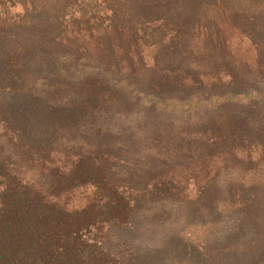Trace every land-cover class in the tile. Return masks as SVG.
Segmentation results:
<instances>
[{
	"label": "trees",
	"instance_id": "trees-1",
	"mask_svg": "<svg viewBox=\"0 0 264 264\" xmlns=\"http://www.w3.org/2000/svg\"><path fill=\"white\" fill-rule=\"evenodd\" d=\"M134 6L144 24L129 34L150 46L169 12ZM118 8L114 0H0V264H264V183L236 186L219 175L189 203L171 174L182 159H206L207 169L222 162L221 170L229 159L244 169L264 161V115L249 116L259 103L246 111L238 102L218 105L166 135L167 118L143 127L151 114L136 88L129 95L98 73L63 77L67 66L113 73L130 55L115 57L102 45L96 56L85 47V35H95L103 21L111 25ZM234 27L252 43L247 28ZM258 35L263 50H254L253 71V64L224 57L190 67L200 72L185 74L179 85L186 68H175L174 60L160 64L155 55L151 66L142 65L144 78L154 79L148 95L165 100L180 86L190 94L240 97L250 87L240 76H264V30ZM119 127L133 133L115 136ZM220 205L228 207L225 215ZM187 207L196 211L189 219H215L199 245L183 237L191 225L177 230L173 222L175 208L187 219Z\"/></svg>",
	"mask_w": 264,
	"mask_h": 264
},
{
	"label": "rangeland",
	"instance_id": "rangeland-1",
	"mask_svg": "<svg viewBox=\"0 0 264 264\" xmlns=\"http://www.w3.org/2000/svg\"><path fill=\"white\" fill-rule=\"evenodd\" d=\"M101 1L103 0H98V3H101ZM114 1L119 5L115 20L112 21L111 25H103V21L100 25L95 26V35L92 37L88 34L85 35V47L90 54L96 56H98L99 47L102 45L111 48L115 57H118V54L122 53L123 50L129 52L130 55L121 56L122 63L118 68L113 67L115 70L113 73L110 72L112 70L104 69L101 72L98 69L95 70V68L81 66L73 68L67 66L63 69V77L67 80L78 81L85 75L98 73V76L106 78L112 83L120 82L123 87L127 88L126 91L129 95V91H134L136 88L138 90V93H136L140 96L142 104L149 107L145 113L151 114L150 117H144L143 120L146 124L143 127L156 128L164 121V118H167L168 122L162 125L165 128L163 132L166 135H170V130H174L181 125L188 126L192 124L193 120L197 116L200 117L202 112L206 117L210 109L217 108L219 107L218 105L222 106L238 102L240 104L238 108L246 111V107L249 105L252 106L253 103H259L257 109L255 106L251 108L254 112H249V116L256 113L264 115V76L258 78L259 83L256 79H252L249 74L240 76V80L243 78L244 81H249L248 85H250L249 89L246 90L247 92H244L240 97L190 94L185 91V88L176 86L177 91H174L173 95H166L165 100L154 101L155 99H151V96L148 95L149 88H147L148 80H150V83L154 81L153 75L151 74V77L144 78L145 76H143L142 72V65L151 66L153 64L152 57L155 55L159 56L160 64H163L165 60H170V62L174 60L176 62L175 68H186L183 70L187 72L177 75L178 83V79L188 81L184 78L185 74H190L192 77L198 75L196 72L200 71L192 70L190 67L197 68L206 62L211 63L213 60H216V64H221L220 60L224 57L234 58L237 64H253V71L255 68L254 50H263L260 43H258L262 37L258 34L259 30H264V0ZM135 3L142 4L144 9L151 5L154 8L158 6V10L161 12H169V19L163 22L164 29L159 30L158 35L154 36L155 40H148L150 46H142L135 43L131 38L132 34H129L130 31H139L144 24L142 23L140 26L138 24L143 11L136 9ZM107 4L115 6L111 1H108ZM18 10L20 9L18 8ZM222 15H224L223 18ZM248 22H252V29H249ZM117 24L118 26L116 27ZM173 24L178 28L173 29ZM234 26L247 28L246 30L250 34L252 43H248L247 39L243 38ZM254 44L256 46L252 47ZM216 46L215 50L218 51L213 50ZM261 61L264 64V56L261 57ZM253 82L257 85H254ZM182 101L187 103L181 104ZM251 120L255 121V119ZM130 133L133 132L128 128L119 127L113 130L115 136L124 137ZM123 147L128 148L129 146L125 144ZM141 155H144L145 159H150V156L145 152ZM157 158L153 159V163L166 162L165 159L158 161ZM179 162L183 166L176 168L171 174L179 180V189L186 193L184 197L189 203L195 199L197 201L203 193L197 195L201 192L202 186L206 183H211L219 175L223 182L228 181L236 186L244 185L248 181L264 183V161H255L254 166L244 169L240 168V164L229 159L226 162V170H221L222 162L216 168L212 169L208 166L207 169L209 162L206 159L200 161L191 159L186 163L182 159ZM205 170L210 171V173H206ZM179 206L177 207L179 208ZM178 208H175V213L173 212L176 216L173 222L177 226V230L185 229L187 225H191L187 227L186 234L183 233L184 239L191 245L204 243L206 241L205 237L214 229L215 219H210L211 215L207 219L200 218L198 215H196L198 219H189V216L196 213L195 210H190L191 207H187L189 209L187 219H182L183 215L180 213L182 208H179L180 211H178ZM227 210L228 207L226 205H220V213L222 212L225 215ZM228 221L224 220V222ZM154 225L152 224L150 229ZM163 225H165L163 229L171 230L168 222L163 223Z\"/></svg>",
	"mask_w": 264,
	"mask_h": 264
}]
</instances>
